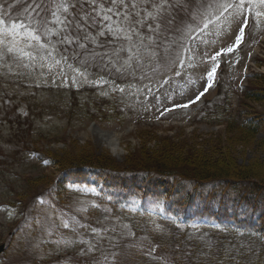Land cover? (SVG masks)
<instances>
[{
	"label": "rangeland",
	"instance_id": "1",
	"mask_svg": "<svg viewBox=\"0 0 264 264\" xmlns=\"http://www.w3.org/2000/svg\"><path fill=\"white\" fill-rule=\"evenodd\" d=\"M219 31L210 25L211 34L203 37L209 43L199 42L192 52L182 53L183 67L162 69L153 63L145 67L143 80L117 81L124 93L112 92L108 85L62 83L56 66L51 71L25 69L0 58V244H5L0 264H93L92 255L79 254L82 246L55 243L61 237L74 238L71 228L57 231L56 225L62 219L71 225L73 215L95 223L104 217L105 208L135 233L121 241L126 264H165L140 254V248L153 243L161 245L158 257L180 255L185 249L173 251L174 233H180V241L193 242L197 252L203 245L189 237L207 233L213 254L223 264H254L264 245L260 236L213 228L217 224L209 212L189 223L174 217L180 223L171 231L173 226L161 219L167 217L162 205L150 196L141 192L145 200L105 198L97 167H74L86 178L76 184L67 178L70 167L65 165L73 157L91 161L107 156L122 164L142 151L206 158L221 168L249 166L264 177V100L246 97L252 89L264 91V21L257 24L250 18L241 45L213 62L209 57L226 46L224 38H217ZM214 65L216 72L208 81ZM181 104L188 106H176ZM250 119L259 123L253 137L240 126ZM80 205L88 212L77 213ZM47 231L53 232L51 238Z\"/></svg>",
	"mask_w": 264,
	"mask_h": 264
},
{
	"label": "snow or ice",
	"instance_id": "2",
	"mask_svg": "<svg viewBox=\"0 0 264 264\" xmlns=\"http://www.w3.org/2000/svg\"><path fill=\"white\" fill-rule=\"evenodd\" d=\"M250 18L257 24L264 21V0H3L0 58L25 69L39 66L51 71L56 66L62 83L71 80L73 85H108L112 92L124 93L125 87L117 81L143 80L146 66L155 63L162 69L177 64L183 67L182 53L192 52L199 42L209 43L203 37L211 34L210 25L221 29L216 35L224 38L226 46L209 58L215 62L217 57L232 53L243 42ZM215 72L214 65L207 72L208 81ZM75 211L87 213L88 208L80 205ZM103 211L104 217L95 223L81 222L75 215L70 217L71 225L62 219L56 230L71 228L74 238L61 237L55 243L64 248L82 246L79 254L92 255L93 264H126L121 259L126 247L121 241L135 233L119 218H111V209ZM45 234L53 236L51 231ZM189 239L201 242L199 252L193 248L178 256L158 257L155 253L161 245L156 243L139 251L165 264H223L219 255L213 254L207 233ZM173 251L180 253L178 246Z\"/></svg>",
	"mask_w": 264,
	"mask_h": 264
},
{
	"label": "trees",
	"instance_id": "3",
	"mask_svg": "<svg viewBox=\"0 0 264 264\" xmlns=\"http://www.w3.org/2000/svg\"><path fill=\"white\" fill-rule=\"evenodd\" d=\"M246 97L263 101L264 91L252 89ZM258 124V121L250 119L245 125H239L243 132L247 129L253 137L259 130ZM75 158L65 163L70 167L67 170L70 179L83 180L81 172L74 167L80 164L95 166L99 169L97 179L102 190H109L115 198L141 197V192L144 195L153 192L176 214L194 217V214L209 212L228 234L248 232L260 236L264 243V177L256 174L253 167L237 165L232 168L230 165L221 168L217 161L206 158H173L167 154L157 156L142 151L122 164L108 156L95 159L88 156L91 161ZM79 160L83 161L75 163ZM180 238V233H174L171 241L174 248L178 246L186 250L195 247L193 242L180 241ZM254 264H264V245Z\"/></svg>",
	"mask_w": 264,
	"mask_h": 264
},
{
	"label": "water",
	"instance_id": "4",
	"mask_svg": "<svg viewBox=\"0 0 264 264\" xmlns=\"http://www.w3.org/2000/svg\"><path fill=\"white\" fill-rule=\"evenodd\" d=\"M5 249V244H0V254L4 251Z\"/></svg>",
	"mask_w": 264,
	"mask_h": 264
}]
</instances>
